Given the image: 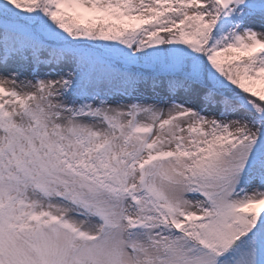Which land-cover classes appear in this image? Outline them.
Listing matches in <instances>:
<instances>
[{
	"label": "snow or ice",
	"instance_id": "obj_1",
	"mask_svg": "<svg viewBox=\"0 0 264 264\" xmlns=\"http://www.w3.org/2000/svg\"><path fill=\"white\" fill-rule=\"evenodd\" d=\"M0 264H264V0H0Z\"/></svg>",
	"mask_w": 264,
	"mask_h": 264
}]
</instances>
